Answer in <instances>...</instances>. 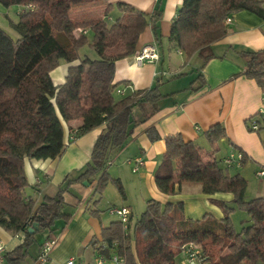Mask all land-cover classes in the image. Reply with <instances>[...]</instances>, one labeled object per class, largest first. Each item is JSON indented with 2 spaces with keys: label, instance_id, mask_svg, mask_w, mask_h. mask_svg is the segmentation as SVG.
<instances>
[{
  "label": "trees",
  "instance_id": "16d2710c",
  "mask_svg": "<svg viewBox=\"0 0 264 264\" xmlns=\"http://www.w3.org/2000/svg\"><path fill=\"white\" fill-rule=\"evenodd\" d=\"M99 3L104 5L101 16L71 19L74 7ZM0 5L22 7L18 22L12 25L19 38L13 41L0 29V228L13 235L23 234L20 246L4 252L3 264H22L36 242V234L47 231L49 235L57 221L70 218L63 211V190L40 203L25 194L28 183L24 160L61 156L65 148L62 122L79 121L72 139L104 126L77 181L93 185L95 203L109 183L124 197L120 182L107 172L109 156L123 148L137 125L160 110L166 95L161 93L159 82L146 89L127 90L128 82L112 84L111 77L117 61L136 53L138 38L146 27L150 26L156 42L160 41L162 9L156 7L145 14L124 3L112 6L108 0H0ZM113 8L116 13L108 25ZM239 11L264 21L263 1L182 0L167 42L187 58L197 56L198 69H202L213 57L210 46L227 34L225 20ZM88 33L89 47L97 56L93 60L79 54L88 44ZM241 54L245 58L242 75L254 81L264 94V50ZM60 61L69 67L64 82L55 86L50 74ZM122 89L123 94L118 95L116 92ZM252 125L257 126L256 131ZM246 127L250 132L264 131V115L257 113L249 118ZM146 133L151 141L159 138L153 128ZM203 135L212 147L225 132L215 124ZM164 141L165 153L154 174L157 189L173 195L181 169L187 181L199 185L204 195H232L231 202L210 199L222 218L204 215L200 220L186 219L181 203L161 205L149 199L132 233L130 219L126 230L119 221L102 229L101 241L92 244L98 258L111 261L116 257L121 261L118 264H175L181 246L194 243L202 248L208 264H264V195L246 201V180L239 174L231 176L220 159L203 161L199 149L179 135ZM241 155L244 165L246 159ZM236 208L249 218V225L240 232L233 229L230 219ZM33 224L37 228L29 233Z\"/></svg>",
  "mask_w": 264,
  "mask_h": 264
},
{
  "label": "crops",
  "instance_id": "0c3cea01",
  "mask_svg": "<svg viewBox=\"0 0 264 264\" xmlns=\"http://www.w3.org/2000/svg\"><path fill=\"white\" fill-rule=\"evenodd\" d=\"M181 2L108 0L112 6L124 3L145 14L152 13L156 7L162 9L158 22L160 41L156 42L151 27H146L138 38L136 53L114 64L111 82L116 84L126 81L129 83L127 90L146 89L159 82L160 91L166 97L160 102V110L147 122L137 125L123 148L109 156L107 172L111 179L120 182L124 197L114 192L111 188L114 185L109 183L100 200L95 203L97 196L93 195V185L77 181L90 161L96 137L104 126L72 139V132L79 126V121L62 122L65 148L61 156L45 161L24 160L28 183L26 197L40 203L44 197H54L58 191L63 190V211L70 218L57 221L55 230L49 235L47 231L38 233L42 237L37 243V249L33 256L28 249L22 264H37L36 257L46 237L58 239L46 264H65L70 259L74 260V264H98V255L92 244L101 241L103 228L118 221L108 213L113 207L128 209L130 224L135 216L141 215L149 199L161 205L168 202L181 203L186 219L200 220L204 215L221 219V211L210 203V199L231 202L232 195H204L199 185L187 181L181 169L176 176L173 195L162 194L157 189L154 174L165 153L166 137L179 135L184 142H192L199 149L203 161L220 159L222 167L226 156L243 154L246 159L244 165L229 168L234 172L229 173L231 176L239 174L245 179L243 171L247 167L253 168L256 176L257 172L264 170V131L250 132L246 127V121L264 107V94L254 81L242 75L245 58L241 54L264 50V21L246 11L229 16L226 36L210 46L213 57L202 69H198L200 64L196 67L192 62L197 56L187 58L175 50L176 56L171 60L170 54L165 55L162 50L163 45L169 47L167 38L170 25ZM100 10L102 15L104 7ZM111 13H116L115 8ZM148 45L156 47L159 60L137 65L134 56ZM68 67V64L60 61L51 72L50 77L55 86L64 82ZM199 74L201 80L197 79ZM215 124L224 128L225 136L211 147L203 134ZM148 128L156 131L159 136L157 140L149 139L146 133ZM137 158L142 160L143 165L133 171L134 160ZM102 201L104 204L101 206ZM92 211L97 213L92 215ZM22 239V233L13 235L0 228V241L6 252L20 246ZM101 264L117 263L105 260Z\"/></svg>",
  "mask_w": 264,
  "mask_h": 264
},
{
  "label": "rangeland",
  "instance_id": "374dc122",
  "mask_svg": "<svg viewBox=\"0 0 264 264\" xmlns=\"http://www.w3.org/2000/svg\"><path fill=\"white\" fill-rule=\"evenodd\" d=\"M102 6L104 7L103 4L99 3V4H96L94 6H92V5L91 6L81 5L78 7H74L70 13V17L74 21L82 20L85 18L98 17L101 15L100 8ZM21 10H22V7L18 6V5H11L9 7H3L2 5H0V29L5 31L13 41H16L19 38V35L13 29L12 25L16 24L18 22L19 12ZM110 15H111L110 18L107 19L108 25H110L112 23L113 17H114V15H112V14H110ZM87 39H88V44L85 45L80 50L79 54H80V56L88 57L91 60L96 59L97 56H96L95 52L89 47V43L91 41V34L90 33L87 34ZM162 47H163L162 50H163L164 54L165 55L170 54V57L172 58L171 60H173V58H175V56H176L175 55L176 49L172 48L171 46L166 48L163 45ZM192 60H193L192 61L193 65H195L196 67L199 66L200 60L197 59V57H194ZM163 91L164 90H162V92ZM229 171H230L229 173H234V172H231L232 170H230V169H229ZM243 172L245 175V180L247 182L246 191H245V200L249 201L253 198L260 197V196L264 195V176H262V177L256 176L254 171H253V168H250V167H247V169H245ZM111 188H112V190H114V192L116 191L117 194H119L115 186L114 187L112 186ZM26 192L27 191L25 190V193ZM103 204H104V201L101 202V206ZM137 218H138V216H135V218L133 219V222L130 224V230H129L130 233H132L133 226H134V223L137 220ZM230 219H231L233 229L236 232H240L243 227L249 225V218H248L246 212H244L243 210H241L239 208L234 209V211L230 215ZM41 237H42V235L38 234L36 236V242L33 243L29 247V254L30 255L33 256V253L37 249V243L41 240ZM28 261H29V259H28ZM175 264H185L184 257L181 253H179L177 255V257L175 259ZM258 264H261V263H258Z\"/></svg>",
  "mask_w": 264,
  "mask_h": 264
},
{
  "label": "built area",
  "instance_id": "2783aa9c",
  "mask_svg": "<svg viewBox=\"0 0 264 264\" xmlns=\"http://www.w3.org/2000/svg\"><path fill=\"white\" fill-rule=\"evenodd\" d=\"M230 22V19L227 18L225 20V24H228ZM159 60L158 53L156 51V47L154 45H148L143 47L139 53H137L134 56V61L137 65H141L144 62H156ZM118 95H122L123 91L118 90L116 92ZM259 114L264 115V107L261 108L258 112ZM253 131L257 130L256 125L251 126ZM242 160V155L240 153L237 154H231L226 156L223 159V164L226 168H232L235 166H240ZM143 165V162L141 159L137 158L134 160V168L133 171H136L137 167ZM258 177L264 176V171L257 172ZM108 213L114 217L121 223L123 229H128L129 224V217L130 212L126 208H110L108 210ZM58 243V239L55 237L46 239L39 248L37 257H36V263L37 264H46L49 260V256L51 251L55 248V246ZM5 252V247L3 243L0 241V264H3V254ZM180 253L184 257L185 264H208V261L206 259V256L203 254L202 248L194 243H186L180 248ZM103 260L98 258V264H101ZM111 261L115 263H121L120 260H118L116 257H113ZM65 264H74V260L70 259L66 261Z\"/></svg>",
  "mask_w": 264,
  "mask_h": 264
},
{
  "label": "water",
  "instance_id": "95a60500",
  "mask_svg": "<svg viewBox=\"0 0 264 264\" xmlns=\"http://www.w3.org/2000/svg\"><path fill=\"white\" fill-rule=\"evenodd\" d=\"M85 184V183H84ZM37 228V224H33L31 228H28V232L32 233L33 231H35Z\"/></svg>",
  "mask_w": 264,
  "mask_h": 264
}]
</instances>
